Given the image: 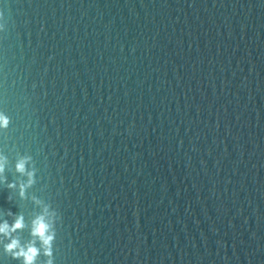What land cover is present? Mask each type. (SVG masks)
I'll list each match as a JSON object with an SVG mask.
<instances>
[{"label":"water","instance_id":"1","mask_svg":"<svg viewBox=\"0 0 264 264\" xmlns=\"http://www.w3.org/2000/svg\"><path fill=\"white\" fill-rule=\"evenodd\" d=\"M0 13V224L24 216L12 236L36 240L37 264L45 206L61 217L55 264H264V0ZM25 156L36 182L21 197ZM9 242L0 264H23Z\"/></svg>","mask_w":264,"mask_h":264},{"label":"clouds","instance_id":"2","mask_svg":"<svg viewBox=\"0 0 264 264\" xmlns=\"http://www.w3.org/2000/svg\"><path fill=\"white\" fill-rule=\"evenodd\" d=\"M3 14L0 13V16ZM3 29V25H0V30ZM12 121L11 118L4 112H0V129L7 130ZM32 161L31 156L22 157L16 163V171L22 175L28 177L27 183H21L20 196L25 197L28 187H31L36 182V171L35 168L29 170L28 165ZM7 158L3 155H0V174H3L6 170ZM5 183H7L9 189L16 188V184L8 183L7 177H5ZM37 203L41 201L36 200ZM9 215H16L12 211L8 210ZM60 214L56 210L50 212L49 206H45L43 213L37 216L32 222L31 235L34 238H37L40 242V245L43 247V254L48 257L47 264H55V255H54V245L57 238L56 230V217ZM51 217V220L49 219ZM61 219V217H60ZM25 220L23 215H16L15 222L9 224L5 220L0 224V235H5L9 237L10 242L6 244L5 250L12 255L14 259H23V264H37L38 257L41 254L40 248L36 246V240L28 243L27 246L23 245L18 238H13L12 233L17 232L18 230H23L25 228Z\"/></svg>","mask_w":264,"mask_h":264}]
</instances>
